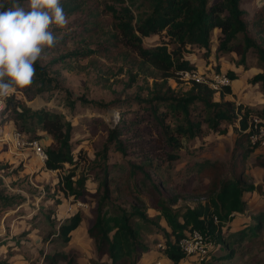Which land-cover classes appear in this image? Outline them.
<instances>
[{
    "label": "trees",
    "instance_id": "obj_1",
    "mask_svg": "<svg viewBox=\"0 0 264 264\" xmlns=\"http://www.w3.org/2000/svg\"><path fill=\"white\" fill-rule=\"evenodd\" d=\"M82 1L62 0V5L65 11L72 12L81 7ZM113 1L107 3L106 7L121 34L120 42L133 49L142 64L153 67L151 95L139 101L147 103L144 108L156 129V136L147 138L136 128L141 116L126 121V124L117 121L112 126H105L106 138L96 154L101 177L95 192L86 188L84 175L72 178L75 174L73 168L63 174V187L75 199L83 200L90 195L95 201L91 208L93 221L87 227V232L96 242L97 253L109 257V264H138L141 254L149 249V244L141 238L144 226L152 227L165 236L163 250L174 263L186 255L178 240L192 229L198 230L207 242L213 244V249L209 251L212 263L232 260L238 246L247 239L258 237L264 228V207L252 213L253 222L234 230H230L229 226L234 213L247 208L244 192L257 188L248 181L244 168L248 157L260 146V142L252 141L251 137L259 132V126L264 123V2L250 16H246L243 0ZM92 26L84 27L82 31H88ZM216 28L221 32L218 49L239 54L236 64L244 69L252 66L248 62L249 51L259 61L261 71L251 81L261 82V102L254 105L237 104L225 97L231 91L230 85L224 86L216 98V91L205 82L190 79L191 86L181 94L168 83V78L178 76L179 71H196V64L183 52L196 47L202 48L207 55ZM156 34L163 36L159 42L153 45L142 42V37ZM91 52L93 49L86 48L82 54ZM35 69L32 85L17 89L26 99L57 86L55 78L39 60ZM226 74L231 80L237 77L233 70H228ZM0 114V122L12 121L17 130L32 133L33 139L39 135L35 133L37 129L50 135L52 141L45 147V164L49 168H62L64 163L76 161L71 144L72 123L63 112L47 106L32 107L15 92L4 98ZM254 117L258 120L254 121ZM229 125L235 135L230 148L233 161L231 174H226L224 162L219 158L201 155L184 162L189 176L206 178L205 202L173 207L171 202L175 197L167 200L160 182L153 179L143 164L133 162L123 164L133 200L131 208L111 201L107 161L111 147L125 155L130 145L142 152L143 159L162 157L173 163L182 161L181 149L186 141L207 131L225 133ZM130 130L132 134L127 136ZM252 164L264 165V158L258 154ZM142 190L149 193L152 199L150 205L160 212L169 230L157 218L146 213L147 203L140 194ZM0 201V206L12 203L7 199ZM83 218L84 212L77 210L64 217L50 234L67 243ZM43 260V264H58L60 260H64L62 264H78L74 256L63 250L46 253ZM0 264L9 263L0 257Z\"/></svg>",
    "mask_w": 264,
    "mask_h": 264
},
{
    "label": "rangeland",
    "instance_id": "obj_2",
    "mask_svg": "<svg viewBox=\"0 0 264 264\" xmlns=\"http://www.w3.org/2000/svg\"><path fill=\"white\" fill-rule=\"evenodd\" d=\"M10 1L0 0V5L4 8L10 7ZM110 2L115 1L83 0L78 10L65 11L69 21L66 28L53 26L58 43L54 48L46 50L39 61L57 81L55 88L31 99H26L16 90L17 96L32 107L47 106L63 112L71 121V144L76 161L66 162L62 168H49L33 148H15L12 145L10 137L17 130L12 121L0 122V200L12 201L9 205L0 206V257L5 258L9 264H43L46 253L59 250L74 256L78 264L110 262L106 254L100 256L97 253L96 242L87 232V227L93 221L91 208L95 201L90 195L83 200L75 199L64 189L62 178L63 174L73 168L75 174L72 178L84 175L86 188L95 192L101 177L96 154L106 138L105 126L113 125L110 119L112 111L119 114L120 124H126V121L141 116V122L136 128L147 138L156 136V129L144 108L147 103L139 101L151 95L153 67L142 64L137 53L120 42L121 34L106 7ZM263 2L264 0H243L246 16H250ZM20 3L27 7V0H20ZM133 8L136 12L134 6ZM91 25V29L82 31L84 27ZM219 35L221 32L216 28L207 55L202 48L195 47L184 51V56L196 64L195 72L206 79L216 72L235 71L237 77L232 79L231 91L225 97L237 104L254 105L260 102L261 82L251 81L261 71L259 61L249 51L248 62L252 66L244 69L242 65L236 64L239 54L218 49ZM162 38L163 36L157 34L145 36L142 37V42L153 45ZM86 48L93 49V52L82 54ZM168 83L175 92L181 94L191 86L192 81L186 76L178 75L168 78ZM218 93L216 92V98ZM3 100L4 98H0V112ZM228 127L224 134L207 131L186 141L185 147L181 149L182 161L173 163L162 157L143 159L142 152L130 145L125 155L111 147L107 157L111 201L127 209L131 208L133 200L127 187L123 164L133 162L143 164L153 179L160 182L167 200L175 197L171 202L173 207L194 206L205 202L206 178L189 176L184 162L188 158L201 155L212 159L219 158L224 162L226 174H231L233 161L230 148L234 134L231 126ZM35 133L39 134L37 139L43 148L51 143L52 139L45 131L37 129ZM24 134L28 139L33 135L30 132ZM130 134L132 130L127 136ZM258 154L264 158V144L246 161L244 171L248 175V181L257 185V188L253 192L244 193L249 208L244 213L233 216L230 223L232 227L243 218L252 221L250 212L264 207V165L252 164ZM140 194L148 204L146 213L168 228L160 212L150 205L152 199L149 193L142 190ZM77 210L84 212V218L80 226L71 233L70 240L62 243L50 232L54 231L64 217ZM141 238L149 244V249L141 254L138 264H264V228L258 237L247 239L238 246L237 254L232 260L213 263L209 253L213 249L211 242L193 240L195 251L192 254L186 253L174 263L167 257L163 247L159 246V243L166 245L165 236L154 231L152 227L144 226L141 229ZM203 247L207 250L205 253L201 251ZM63 262L64 260H60L58 264Z\"/></svg>",
    "mask_w": 264,
    "mask_h": 264
},
{
    "label": "clouds",
    "instance_id": "obj_3",
    "mask_svg": "<svg viewBox=\"0 0 264 264\" xmlns=\"http://www.w3.org/2000/svg\"><path fill=\"white\" fill-rule=\"evenodd\" d=\"M68 22L62 0L0 5V98L32 85L37 61L58 43L53 26L64 29Z\"/></svg>",
    "mask_w": 264,
    "mask_h": 264
},
{
    "label": "built area",
    "instance_id": "obj_4",
    "mask_svg": "<svg viewBox=\"0 0 264 264\" xmlns=\"http://www.w3.org/2000/svg\"><path fill=\"white\" fill-rule=\"evenodd\" d=\"M178 74L180 76H186L190 79H194L196 81H201L207 83L209 86H211L216 92H219L222 90V88L226 85H231V78L226 74L222 72H216L214 73L211 78L206 79L199 75L195 71H179ZM1 107V104H0ZM120 118L118 113H115V117L112 118L110 116V119L113 121V124L118 121ZM254 121H257L258 119L256 117L253 118ZM10 140L12 142V145L15 148H19L22 146H28L34 149V152L37 154V156L42 160L45 161L47 158V153L45 151V148L42 147L39 140L37 138H25V134L19 130L13 131ZM252 141H259L260 145L264 144V128H262V125L259 126V132L252 135L251 137ZM203 241L205 240L202 234L196 230L192 229L189 232H187L185 235L180 237L178 240V244L182 250H184L187 254H192L195 251V248L192 244L193 240ZM206 241V240H205ZM207 242V241H206ZM159 246L164 247V244L159 243ZM203 253H205L207 250L205 247L201 249Z\"/></svg>",
    "mask_w": 264,
    "mask_h": 264
},
{
    "label": "crops",
    "instance_id": "obj_5",
    "mask_svg": "<svg viewBox=\"0 0 264 264\" xmlns=\"http://www.w3.org/2000/svg\"><path fill=\"white\" fill-rule=\"evenodd\" d=\"M262 100H263V99H262V97H261L260 102H261ZM228 129H229V127L227 128V131H228ZM231 129H232V127H231ZM227 131H226V132H227ZM226 132H225V133H226ZM232 132H233V130H232ZM218 134H220V133H218ZM221 134H224V133H221ZM221 134H220V135H221ZM233 134H234V132H233ZM234 136H235V135H234ZM203 137H204V136H203ZM233 139H234V137H233ZM232 145H233V142H232ZM232 145H231V147H232ZM262 146H263V145H260L258 148H260V147H262ZM258 148H257V149H258ZM257 149H256V150H257ZM256 150H255V151H256ZM255 151H254V152H255ZM249 157H250V156H249ZM253 191H255V190H252V191H245L244 193L253 192ZM243 196H244V194H243ZM246 200H247V199H246ZM248 208H249V203H248V201H247V208H246L245 210H247ZM260 209H261V208L258 207V208H255L252 212H250V214H249V215H250V218H252V213H254L255 211H258V210H260ZM245 210H244V211H245ZM244 211H242V212H236V213H234L233 216H235L236 214L244 213ZM233 218H234V217H233ZM233 218H232V219H233ZM252 219H253V218H252ZM251 222H253V220H252V221H250V220H247V221H246L245 218H243V219H241L239 222L236 223L235 227H232V226H230V223H232V220H231V221L229 222V226H230V228H231L232 230H234V229H237V228H239V227H241V226H243V225H245V224H247V223H251ZM79 226H80V224H79ZM79 226H78V227H79ZM78 227H77V228H78ZM77 228H76V229H77ZM231 229H230V230H231ZM74 230H75V229H74ZM74 230H73V231H74ZM73 231H72V232H73ZM170 260H171V259H170Z\"/></svg>",
    "mask_w": 264,
    "mask_h": 264
},
{
    "label": "bare ground",
    "instance_id": "obj_6",
    "mask_svg": "<svg viewBox=\"0 0 264 264\" xmlns=\"http://www.w3.org/2000/svg\"><path fill=\"white\" fill-rule=\"evenodd\" d=\"M115 111H112V113H111V117L112 118H114L115 117V113H114Z\"/></svg>",
    "mask_w": 264,
    "mask_h": 264
}]
</instances>
